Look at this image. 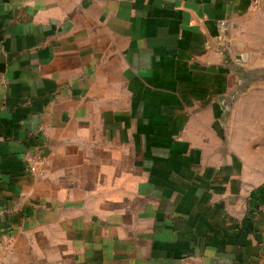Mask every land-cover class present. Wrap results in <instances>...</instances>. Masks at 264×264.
Instances as JSON below:
<instances>
[{
  "label": "crops",
  "instance_id": "1",
  "mask_svg": "<svg viewBox=\"0 0 264 264\" xmlns=\"http://www.w3.org/2000/svg\"><path fill=\"white\" fill-rule=\"evenodd\" d=\"M251 2L0 0V264H264V167L224 140Z\"/></svg>",
  "mask_w": 264,
  "mask_h": 264
},
{
  "label": "rangeland",
  "instance_id": "2",
  "mask_svg": "<svg viewBox=\"0 0 264 264\" xmlns=\"http://www.w3.org/2000/svg\"><path fill=\"white\" fill-rule=\"evenodd\" d=\"M249 65L252 68L249 75L236 78L230 96L232 103L224 120V140L245 163L258 168L264 167V50ZM254 68L262 69L254 73ZM228 119L230 124L233 119L234 125L227 130Z\"/></svg>",
  "mask_w": 264,
  "mask_h": 264
},
{
  "label": "built area",
  "instance_id": "3",
  "mask_svg": "<svg viewBox=\"0 0 264 264\" xmlns=\"http://www.w3.org/2000/svg\"><path fill=\"white\" fill-rule=\"evenodd\" d=\"M251 10L253 12H261L264 10V0H252ZM45 160L43 158H33L29 164V170L31 173L40 175L44 172Z\"/></svg>",
  "mask_w": 264,
  "mask_h": 264
}]
</instances>
